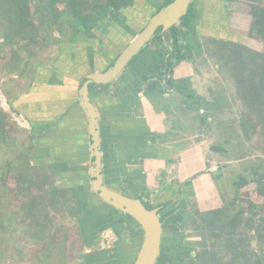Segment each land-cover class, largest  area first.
Listing matches in <instances>:
<instances>
[{"label":"rangeland","instance_id":"rangeland-1","mask_svg":"<svg viewBox=\"0 0 264 264\" xmlns=\"http://www.w3.org/2000/svg\"><path fill=\"white\" fill-rule=\"evenodd\" d=\"M62 1L67 2V0ZM170 2L171 0H134V4L131 3L129 6H132L131 9L128 8L125 11L115 10V6L108 0L90 2L97 17L98 14L101 17V27L104 24H106L105 27L110 26L107 32L100 30V40H95V49L100 53V62L96 65L98 71L107 69L109 63L115 59V56L127 43L136 37L159 7L168 5ZM96 5L97 10L95 9ZM105 5H109L110 8L106 9ZM250 5L252 3L249 0H193L181 24L173 29L168 37L164 38V44L169 45L174 53L178 51L177 56L181 55L186 58L185 66L190 67L193 62L194 68L203 75L205 86L214 88L218 93L217 98L224 104L221 106L223 115L220 117L217 133L209 142L212 146L217 145L220 151L216 155L214 164L223 168V173L215 174L220 183L217 187H221V194L226 192L230 198V201L225 205L229 209V205L234 204L231 200H235V198L232 192L228 193L227 187L229 185L234 187L237 183L239 184L242 178H244L243 181L255 179V182L252 181L253 184L249 185L243 194L239 193L238 195V198L243 197L240 200L243 205L238 206L237 212L234 206L228 217L225 216L224 219L229 225L230 220L236 214L240 216L238 228L232 231L238 232V237L243 240V244L247 248H249V244L255 246V250H258L255 257V264H257V260L260 259L262 262L264 259V139L252 134L251 139L248 140L241 132L239 121L244 111V101L239 95L235 75L226 62V56L230 52L229 46L243 48L248 63L255 61V53L264 55V38L257 32L255 24L261 16L256 9L253 14L254 8L251 9ZM1 13L3 15H0V116L1 113L7 115V127L6 135L0 136V264H86V259L92 258L93 255L101 253L103 250L108 252L113 246L111 240L117 239L115 241L117 242L120 241V238L103 237L100 250L93 251L94 248H87L90 240L88 243V239L84 240L81 237L80 228H84V231L89 229L86 234H89V231L91 233L94 229H92L93 226L101 224V221L98 222V218L101 217L88 219V213L74 210L76 205L84 206L85 209L97 208L100 215H104L101 225L103 228H109L110 231H114V226L118 228L119 213L114 215L102 203L97 202L90 192V186H87V184L89 185L88 180L86 187L89 191L85 188V190H81V187H78L74 188L73 192L70 187L66 194L65 188H67L68 182L72 187L75 183L83 182V179H78L77 173L65 175L71 180L73 179V181L66 180L65 183L59 175H55V178L50 177L48 180L44 177L49 169L53 173L50 162L56 160V158L51 160L45 157V154L51 148H56L61 154V147L53 145L48 148L43 143L44 138H38L40 134H43L38 132L44 129L43 126H31L29 119L30 121L31 119H43L44 111L48 105L58 104L57 108L59 110L61 107L62 112L66 108L63 99V101H59L60 98L58 100V98L52 97L54 99L47 101L49 98L46 96L49 92L48 85L44 87L47 89L46 92L43 89V85L47 82H43L38 77L39 70L42 71L44 67L48 69L45 74V77L49 78L47 81L54 79L56 81L61 72L66 73L62 67L63 64L58 62L61 53L65 54L67 59L70 57L73 62L84 61V63H79V69L81 64L84 68L82 69L83 76L92 72L86 64L87 56H82L79 51L83 43L81 40H86L87 37H81L76 45H71L72 48H69V39L76 31L74 32L75 23L70 18L71 16L67 15L62 20L65 25L57 30L60 34L57 37L62 43H56L53 41L52 30L49 31L46 26V29L41 30L44 23L42 25L39 21L40 17L36 15L34 18L37 26V39L33 44L32 41L22 40L21 37L15 35L16 33L11 30L16 29V22L13 20V25H6L5 22L9 15L2 11ZM116 37L123 39V45H118ZM3 38L7 39L6 42ZM12 42L16 45L15 48L20 59L12 58ZM83 48L87 50L86 45ZM150 50L153 54L154 52L159 55L161 53V57L166 56L169 52L157 39L150 46ZM249 65L254 68L250 63ZM71 68L77 70L73 64H71ZM183 70H186L185 67ZM73 75L78 84L82 76ZM57 91L59 90H53L52 95H57ZM18 110L22 113L19 115L20 119H17ZM188 144L189 140L184 139L178 145L182 147L188 146ZM223 150L225 153L221 154ZM53 153L55 154V152ZM37 154H41V158ZM68 154L67 159L73 157L75 160L73 162L80 161L79 153L73 151ZM63 156L66 155H61L62 158H64ZM84 157L88 159L87 152H84ZM228 161L235 162L226 165L225 163ZM221 177L222 179H220ZM119 178L121 183L129 184L127 180L125 181L124 175ZM162 178L167 177L163 175ZM34 179L40 182V187L33 182ZM115 181L117 180L114 176L107 178L110 187L124 191L120 188L121 183H115ZM143 181L146 180L143 179ZM180 182L177 181L174 184L180 186ZM143 184L145 185V182ZM143 184L139 186L144 189ZM166 185L168 186V184ZM188 185L187 183L186 187ZM146 188L147 190L139 191L153 194L147 182ZM204 193L205 195L200 197L203 212L199 215L208 217L214 211L213 209L217 206L219 208L217 203L219 195L218 191L205 190ZM184 194H188V190L184 189ZM161 196L163 195L154 194L152 201L156 204L171 197L170 195H164V198ZM247 201L255 204V207L250 208ZM187 209L189 208L187 207ZM193 209L197 210V206L191 205L190 210ZM210 209L211 211H208ZM216 210L219 211V209ZM193 213L192 211V215ZM243 213H245L244 216ZM194 215L195 218L186 219L177 229L181 233L179 241L177 239L172 241L170 238L165 241L164 254L168 255L167 247L171 248L172 246L180 247V249L184 246L207 248L213 251L228 245L225 232L221 231L220 225L208 230L206 234L203 229L204 221L210 220V217L200 218L197 214ZM87 221L91 224V228L90 225L86 226ZM222 222L224 223V221ZM130 224L132 227L127 230L132 231V234L128 235L124 232L128 237L124 239L126 244L120 242V250L124 253L123 259L132 258L133 261L135 255L130 257L128 253L140 247L142 233L133 221ZM136 229L137 231H135ZM216 233L219 235L216 236ZM123 236L125 237L124 234ZM166 236H170V234ZM137 237L139 240H136ZM88 254L90 256H87ZM174 256L177 257V255ZM106 257L108 258L109 255ZM179 257L182 259L184 256L181 254ZM94 258V262L97 264H104L101 259Z\"/></svg>","mask_w":264,"mask_h":264},{"label":"flooded vegetation","instance_id":"flooded-vegetation-1","mask_svg":"<svg viewBox=\"0 0 264 264\" xmlns=\"http://www.w3.org/2000/svg\"><path fill=\"white\" fill-rule=\"evenodd\" d=\"M70 1L71 0H67V2H63L62 0H29V4H30V8L28 9V14L30 16L29 22H31L34 29L31 33L30 39H27L25 37V34H22V40H30L33 42V44L36 43L37 26H36L34 17L37 15L40 17L39 21L41 22V24L44 23V25L42 24L43 26L41 30L46 29L45 28L46 26L47 29H49V31L52 30L51 33L53 35V41L59 44L62 43L59 37H57L58 35H60L57 30L58 28H61L62 25L63 26L65 25L64 21L62 20H64V18L67 15L68 16L70 15L71 16L70 18L75 23L74 32L75 31L76 32L73 33L69 39V42H70V43L68 42L69 48H72L71 45H76V43H78L81 37L83 36L87 37L86 40L85 39L81 40L83 42L81 45L82 48H79L80 50L79 49L78 50L80 51V54L82 56H87L86 64H88V66L92 70V72L90 71L89 73L83 76L84 72L82 71V69L84 68H82V64H81V68L79 69V63L80 62L84 63V61L73 62L70 59V57L68 58V62H69L68 65L71 67V64H73V66L77 68L78 70V71L77 70L75 71L73 69L71 72H73V74H75L76 76L78 75L82 76L77 85L78 96H79V91L81 89L82 82L85 80V78L93 74L104 73L107 70H109L115 64V62L120 58V56L127 50V48L132 44V42H134V40H136V38L145 30L150 20L155 15L159 14L166 7V5L159 7L158 11L155 12L151 16L147 24L139 31L136 37L133 40H131L129 43H127L125 47L122 48V50L119 52L118 55L116 56L114 55L115 59L109 63L108 68L105 70L98 71V67H96V65L98 64V62H100V53L98 52L97 49H95V45H96L95 40L96 39L98 41L100 40V37H101V35L99 34V32H101L100 30H105L107 32L108 27L110 26L108 25L107 27H105L106 24H104L103 27H101L102 26L101 17L99 14L97 17V13L94 12L93 6H92V9H90L91 11L88 12V14H91L92 17L90 16L91 17L89 18L90 20L84 23L81 19V16L78 17L76 15L74 8L69 6ZM108 1L114 4L115 10L125 11V9H128V8L131 9L132 7V6L131 7L128 6L126 8H123V7L118 6L117 3L112 2V0H108ZM172 1L173 0H171V2ZM90 2L93 3V0ZM96 7L97 5L95 6V9L97 10ZM105 8L109 9L110 6L105 5ZM1 11L9 15V17L7 18V21L5 22L6 25L8 26L13 25V20L16 22V25H17V21L15 17L16 15L14 14L17 11L15 9H13L12 7L5 8V7H2V5H0V15L2 14ZM82 15H85L84 12L82 13ZM177 26L178 25L174 26L173 28L167 31H164L163 28H159L156 31L153 39L148 44H146V46L141 50L140 54H138L133 59L131 64L125 69V70L130 69V68L132 69L130 70L131 72L127 76V78H130L133 75L135 76L137 75V78L139 79V81L135 79L134 81L131 82L133 86L132 91L135 92V94H132V93L131 95L128 94L126 96L125 101L128 105H132V104L137 105V104L147 103V98L148 97L151 98L154 96V95L152 96L151 93L157 92L158 93L157 102L160 103V106H162L163 111L167 116V120H166L167 132L164 134L165 138L167 139V141H175L176 145L181 143L184 139L185 140L191 139L192 143L190 144L189 147L192 148L191 151H195L194 153L196 154L198 158L197 160L198 163L196 166H194L192 175L188 179L184 180L185 182L181 181L180 186L174 184V182H177V181L179 182L178 179L173 180L171 186H176V187H173L174 189L169 186V188L165 190L167 185L165 182H163V180H161V183L159 184V188L163 189V191L159 190V192L157 191L156 194L163 195V196L170 195L171 197L170 199L168 197V199L166 198L167 200L161 201L156 204L152 201L153 194L150 195L147 192L145 193L144 191H142L143 192L142 193L139 190L143 188H141L139 185L135 187L130 186L132 188L128 186V188L126 189L127 191L125 192L119 191L118 189L115 190L113 187H110V185H108V182H107L108 177L106 176V168H105V163H104L106 152L104 151L105 145H104V138H103V133L101 129V113H100V109L97 107L96 103L94 102L93 96L94 97L101 96L103 94L108 93L109 88L112 86L111 84L117 82L118 80L122 78V76L125 73V70H124L110 84H107V85L93 84V85H90L89 87L90 98L97 112L99 129L101 133V153H102L101 162H102L104 185L111 191L121 193L122 195L128 198L139 200L148 211L157 212V215L160 219V223L162 226V241H161L160 254L158 256L156 264H255V257L258 254V250H255V246H253V244L252 245L249 244L250 245L249 248L244 246L243 240H241V238L238 237L237 235L238 232L232 231L233 229L238 228L239 226L238 221H239L240 216L236 214L235 217L232 220H230L229 225L226 223V220L224 219L225 216L228 217V214L231 212L234 206L237 212L238 206L240 204L241 206L243 205V203L240 201L242 200L243 197L241 196V198H238V195L239 193L243 194V191L249 185L253 184V182H255V179H249V180L245 179L243 181L244 178H242L239 181V184L237 183L234 187H232V185L231 186L229 185L227 187L228 193L232 192V195H234L235 200H231L232 202H234V204H230L229 209H228V206L227 208L225 207L227 202L230 201V198H228V195L226 192H225L226 194L224 193L225 195L221 194V187L220 188L217 187V185L220 183L217 181L215 177V174L223 173L222 172L223 168H221V166L214 165L216 155H218L220 151L218 150L217 145L212 146L209 143L211 142L210 140L212 139V137H214L217 133V128L219 126L218 124L221 121L220 117L223 115L222 113L223 109L221 106H224V104L223 102L219 101V98H217L216 95L218 93H216L214 88H209L205 86L204 77L199 71L196 70V68H194L195 64L191 62L190 67L187 65L185 66L184 61H186V58L182 57L181 55L177 56L176 53L178 51L174 53V50L171 47H169V45L164 44V40H165L164 38L168 37L170 35L169 33L173 29H175ZM11 31L16 33V29H12ZM3 39L6 42L7 39L5 38ZM155 39L160 41V43L166 48V50L168 49L167 51L169 52L166 56L161 57L162 56L161 53L160 55L155 54V52L153 54L152 51L150 50V46L154 44ZM115 40L118 43V45H123L124 43L122 38L120 39L116 37ZM12 45L13 47L16 46L15 43L13 42H12ZM85 45L87 46V50L83 48L85 47ZM16 53L18 54L17 51ZM150 53H152V55ZM145 54H148V55H145ZM150 56H152V59L155 62H151V65L150 64L147 65V63H144V60ZM60 57L61 58L65 57V54L62 55L61 53ZM62 60L63 59H60L59 63ZM65 61L67 62V59ZM183 67H185L186 70H183ZM149 68H151L150 72L147 71V69ZM53 83H55L54 80L52 81V84ZM49 84H51V81H49ZM79 104L81 107L80 97H79ZM83 113L85 114L84 111ZM21 114L22 113L19 111V114H17L18 115L17 119L20 118L19 115ZM241 117L239 121L240 128H241ZM31 123L32 122L29 120V125L32 126ZM87 125H88V140H89L88 142L89 143H88V148H87L88 149L87 150L88 159L84 161L86 164L82 163L81 161L74 163V162H58L57 160L56 161L54 160L53 163L50 162L51 168L56 165L60 166V165L66 164L70 166V168L72 166L77 169L76 171L62 172V170H60L61 169L60 167V169H58L60 172L59 171L55 172L56 168H52L53 173H51L49 169L47 175H49V178L50 177L55 178V175L58 176L61 174H68L71 172H78L80 170L87 174L86 177L89 181V185L87 184V186H90L91 194H93V196L97 199L98 203H102V205H104L106 209H109L110 213L113 212L114 215H116V213H119L118 214L119 221H118V228H115L114 226V231H110L109 228H105V227L103 228V226L101 225L103 223L101 219L102 217L104 218V215L101 216L100 215L101 213L99 210H97V208L94 207L91 209L90 208L85 209L84 206L78 207L76 205V208L74 210L80 211L82 213H88V217H87L88 219L93 218V217H94L93 219L95 218L97 219L98 217H101V218H98V222L101 221L100 222L101 224L100 225L98 224L97 226L96 225L93 226L92 229L93 228L94 229L91 231V233L89 231V234H86L89 229L84 231V228L81 227L80 228L81 237L84 240L88 239V243L90 240V243L87 245V248H94L93 251L100 250L102 246V242H103V237L104 238L113 237L112 239H114L117 237L119 238L122 237L123 234L125 235V237H128L129 234H132V231L127 230V228L129 229L132 227L131 226L132 224L129 225V223L133 221V223H135L136 226L139 227L138 229L142 233V241H141L140 247L138 249H133V251L135 250L136 255H135V258H133V261L131 262V264H135L137 261L138 254L143 244L144 234H145L144 230L142 226L136 220L131 218L129 215H125L121 211L116 210L115 208L111 207L110 205L105 203L98 194L95 193L93 186H92V178H91L93 162H92L91 153H90L91 142H90V135H89L88 118H87ZM241 132L244 136L243 131ZM244 138L246 139L245 136ZM179 140L181 141L177 142ZM47 147L50 148V145H47ZM196 149H198L199 152L198 150L196 151ZM136 151H137V147L135 148V152ZM222 153L223 154L225 153L224 150L221 151V154ZM45 157H48L51 159V150H48L47 154H45ZM234 162L235 161H232V162L228 161L225 164L230 165ZM144 165H145V162L143 160L138 159V158H133V157H132V160H129L127 162L128 169L132 172H136V174H139L138 176L141 177L139 178L141 180L145 179L143 178L144 177ZM142 174H143V177H142ZM206 176H210V179L209 180L205 179ZM220 179H222V177ZM187 183L189 185L186 187ZM195 188L202 189V190L197 191ZM184 189L185 191L188 190V194H184ZM65 190L67 191L66 194H68L69 188L67 187L65 188ZM74 190L75 189L72 188L73 192ZM137 190L138 192H136ZM205 190L206 191L210 190L211 192L218 191L219 200L217 201V203L219 204V208L216 205L217 208L213 209L214 211L208 215V217H210V220L204 221L205 223L204 224L205 226H203V229L205 230L204 233L220 225L221 231L225 232V238L228 241V245L226 247H223L217 250L215 249L213 251H210L207 248L206 249L205 248L201 249V248H196V247L189 248L187 246H184L182 247V249L178 247L174 250L176 253L175 255H177V257H175L173 254H168L170 252H167L168 255L164 254L163 248L165 245V241L169 240V238H171L172 241L173 239L174 240L177 239V241H179V237L181 233L177 229H179L181 224L185 222L186 219H189L190 217L195 218L194 214H197L198 217L200 218H208L206 215H203V216L199 215L203 212V209L201 208V205H200L202 201L200 197H203L205 195L204 193ZM62 191L64 190L62 189ZM184 195H187V196H184ZM247 202L250 208L255 207V204L249 201ZM82 205H85V204H82ZM191 205H196L197 210L195 209L190 210ZM187 207L189 209H187ZM216 209H219V211ZM192 211L194 212L193 215H192ZM208 211H211V209ZM105 213H106V210H105ZM242 215L244 216L245 213H243ZM222 221H224V223ZM87 225L88 226L90 225V228H91V224L88 221L86 223V226ZM135 231H137V229ZM124 232L127 233L128 235H126ZM167 234L168 235L170 234V236H166ZM218 235L219 233L218 234L216 233V236ZM260 237L262 236L260 235ZM136 240H139V238L137 237ZM122 241L125 242V240H121L118 242V244ZM118 244L116 246H113V248L111 247V249H109L108 252L107 250H103L101 253H98V254L96 253L95 255H93L92 258L86 259L85 260L86 264H97L96 262H94V259H95L94 257H97L101 259V261H104L103 262L104 264H113L110 261L112 256L109 251L112 250V253H113V250L116 251L118 248V251L120 253L121 250H120V247H118ZM119 253L118 255L121 256V258H123L124 253L122 252L120 254ZM181 254L184 256L182 259L181 257H179L181 256ZM106 255H109V257L107 258ZM87 256H90V255L88 254ZM103 258H106V259H103ZM257 264H264V259L262 262L260 261V259L257 260Z\"/></svg>","mask_w":264,"mask_h":264},{"label":"crops","instance_id":"crops-1","mask_svg":"<svg viewBox=\"0 0 264 264\" xmlns=\"http://www.w3.org/2000/svg\"><path fill=\"white\" fill-rule=\"evenodd\" d=\"M150 54L152 55V53ZM150 57L144 60V63H147V65H151V62H155L152 59V56ZM60 59H63L61 63L63 62L62 67L65 69L66 73L61 72L60 76L57 77L58 81H60L59 83L54 79L55 83L52 84L53 80H49L51 81V84H49V81H47L49 78L47 79L45 77L46 72H48L46 67H44L42 71L39 70L38 77L40 80H43V82H47L43 85L45 92L47 89L44 87H47V85L50 92V94H48V92L47 95L45 93V95L49 97L47 98V101L48 99L50 101L54 98H58V100L60 98L61 100L59 101H65L66 108L62 112L61 107L58 110V104H54V106L48 105L47 109L44 111L45 114L43 119H35L36 121L31 119V124L35 127L43 126L44 129L38 131L39 133L42 132L44 134L38 136V138H44L43 143L50 145V147L53 145H59V147H61V154L58 153L56 148H51V160L56 158L58 162H73L75 161L73 157L68 159L67 157L69 155L68 153L74 151L75 153H79L80 161L86 164L84 161L87 159L85 158L86 156L84 157V152H87L89 143L87 118L79 104L77 91L78 84L77 81L74 80L73 72H71L73 69L68 65L69 62L67 58L63 57ZM60 59H58V62ZM66 59L67 62L65 61ZM130 70L132 69L125 70V73L121 78L122 80L120 79L111 84L112 86L109 88L108 93L101 96H93L94 102L100 109L101 113V129L105 145L104 151L106 152L104 162L106 176L108 178L114 176L117 180L115 183H121L119 177L124 175L125 181L127 180L129 182L128 185L123 183L120 184V188L121 190H124V192L127 191L126 189L128 186L135 187L143 184V182H145V185L143 184L144 189L140 190H147V182L154 195L157 191L159 192V190L163 191V189L159 188L161 180L168 184L165 188V190H167L169 186L171 187L173 180L178 179L179 181H184L188 179L193 173L194 166L198 163V158L194 153L195 151H191L192 148L189 147L192 143L191 139H187L189 140L188 146L184 145L185 147H180L179 145H176L175 141H167L165 138L164 134L167 132V116L164 113L162 106H160V103L157 102V92L151 93L152 96H156L151 98L148 97L147 103L137 105H128L126 103V96L128 94L131 95V93L135 94V92L132 91L133 86L131 82L135 79L139 81L137 75L127 78L131 72ZM150 70L151 68L147 69L148 72H150ZM56 89L59 90L57 91V95H52L53 90L55 91ZM180 141L181 140L177 142ZM136 147L137 151L135 152ZM198 149H196V151ZM53 152H55V154ZM61 155L66 156H63L64 158H62ZM132 157L141 159L145 162L144 177L143 174L142 177L145 178L146 181L139 179L141 178L138 176L139 174L128 169L127 162L132 160ZM75 158H77V156H75ZM73 173H77L78 179H83V182L75 183L73 187L70 186V182H68L66 187H71L73 189L81 187V190L86 189L88 191V188L86 187L88 179L85 175L86 173L81 170L78 172L61 174L59 177H62L63 182L65 183L66 180H71L65 175H73ZM163 175L167 177L168 180H166L167 178L163 179ZM205 179L209 180L210 176H206ZM140 180L141 183H139ZM71 181H73V179ZM196 190L198 191L202 189ZM125 238L127 237H120V241ZM116 240L117 239L111 240V245L116 246L119 241L115 242ZM123 244L126 243L124 242ZM120 245L121 243L118 244V247H120ZM176 248L178 247H167V251L169 250L168 252H170L168 254L175 255L176 253L174 250ZM134 251L132 250L128 255L130 257L136 255ZM109 252L112 256L110 261L113 264H131L132 262V258H121V256L118 255V248L116 251L113 250V253L112 250Z\"/></svg>","mask_w":264,"mask_h":264},{"label":"water","instance_id":"water-1","mask_svg":"<svg viewBox=\"0 0 264 264\" xmlns=\"http://www.w3.org/2000/svg\"><path fill=\"white\" fill-rule=\"evenodd\" d=\"M193 0H173L149 22L145 30L132 42L115 64L106 72L93 74L85 78L79 91L80 103L89 122L90 153L93 162L91 171L92 186L105 203L129 215L144 230V240L135 264H156L161 249L162 226L156 211H148L136 199L128 198L121 193L109 190L104 185L101 153V133L97 112L90 98V85H107L113 82L140 54L141 50L155 36L159 28L167 31L180 25ZM20 119V118H19Z\"/></svg>","mask_w":264,"mask_h":264},{"label":"trees","instance_id":"trees-1","mask_svg":"<svg viewBox=\"0 0 264 264\" xmlns=\"http://www.w3.org/2000/svg\"><path fill=\"white\" fill-rule=\"evenodd\" d=\"M2 7H12L17 12L16 15V35L22 38V34H25L27 39H30L33 31V26L29 22L28 9L30 8L29 0H0ZM252 5L253 14L255 9L260 14V18L257 19L256 28L257 32L264 38V0H249ZM118 4V6L126 8L133 3V0H112ZM114 5V4H113ZM116 5V4H115ZM69 6L74 8V11L78 17L81 16L82 21L88 22L92 16L88 14L92 9V5L89 0H71ZM248 7V8H250ZM253 7V8H252ZM84 12L85 15H82ZM91 16V17H90ZM12 22V21H11ZM255 26L253 27V29ZM230 52L226 56V62L230 70L233 71L239 90V95L244 101V111L241 117V128L246 139L250 140L252 134L260 136L264 139V55L255 53V61H249L254 67L251 68L249 63L245 59V53L243 48L229 46ZM13 57L19 58L16 53V48L12 49ZM20 59V58H19ZM7 127V115L1 113L0 116V136L6 135ZM38 157L41 158L40 154ZM76 166V165H74ZM61 167V169H60ZM52 168H56L55 172L62 170V172L76 171L77 168L68 165H56ZM60 172V171H59ZM55 174V173H54ZM53 174V175H54ZM46 175V174H45ZM48 179L49 175L44 176ZM38 187L40 182H36Z\"/></svg>","mask_w":264,"mask_h":264}]
</instances>
